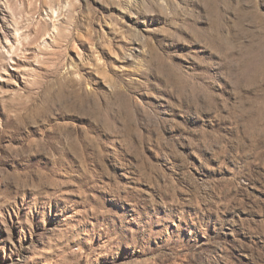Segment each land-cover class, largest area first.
Returning <instances> with one entry per match:
<instances>
[{"label": "rangeland", "instance_id": "obj_1", "mask_svg": "<svg viewBox=\"0 0 264 264\" xmlns=\"http://www.w3.org/2000/svg\"><path fill=\"white\" fill-rule=\"evenodd\" d=\"M0 264H264V0H0Z\"/></svg>", "mask_w": 264, "mask_h": 264}]
</instances>
